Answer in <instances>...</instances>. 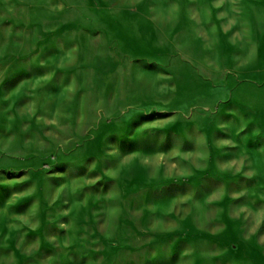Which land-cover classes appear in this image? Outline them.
<instances>
[{"label":"rangeland","instance_id":"obj_1","mask_svg":"<svg viewBox=\"0 0 264 264\" xmlns=\"http://www.w3.org/2000/svg\"><path fill=\"white\" fill-rule=\"evenodd\" d=\"M0 264H264V0H0Z\"/></svg>","mask_w":264,"mask_h":264}]
</instances>
